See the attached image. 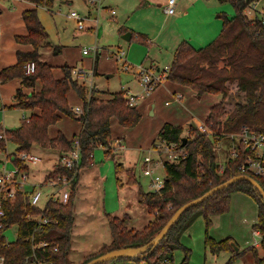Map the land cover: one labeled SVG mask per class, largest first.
<instances>
[{
    "label": "trees",
    "instance_id": "trees-1",
    "mask_svg": "<svg viewBox=\"0 0 264 264\" xmlns=\"http://www.w3.org/2000/svg\"><path fill=\"white\" fill-rule=\"evenodd\" d=\"M36 6L51 10L54 0H27ZM258 0H219L229 3L234 14L228 17L218 13L222 20L219 34L205 46L195 49L188 41H181L175 48L166 79L187 86L196 95L204 93L220 95V100L211 105L204 124L207 132H201L194 124L189 125L186 141L182 144L183 128L170 123H164L158 139L167 144H174L184 152L183 158L175 163L165 161L164 186L159 191L138 190V202L146 208L154 218L142 229L129 227V216L121 217L105 213L110 230L111 240L97 252L87 255L80 264L113 249L138 247L146 244L157 234L172 214L184 203L204 194L212 187L242 174L239 165L247 154L253 151L246 148L241 141L244 132L264 133V24L258 14L249 18L245 10ZM21 17L27 34L16 36V40L31 44L33 49L28 52L17 51L16 63L0 69V83L13 78H21L23 85L32 86L35 80L41 83V89L31 94H23L18 88L15 92V103L23 109L39 110L23 119L16 128H0V152L5 151L7 143L15 144V151H27L33 144L66 152L73 148L74 139H78L81 162L77 169L69 170L59 163L45 176V181L59 176L71 177L70 194L66 203L57 199H49L46 210L30 205L24 193L17 192L12 203L3 202L5 214L2 217L3 227L0 229V264H71L70 236L73 225V203L77 184L78 170L92 162V152L98 147H106L110 141V121L114 117L124 128L135 126L141 115L136 107L128 105L123 93H114L112 98L99 100L85 99V90L76 79L71 78V68L62 66L64 77L55 79L52 68L39 59L38 49L41 46H51L48 33L40 22L36 8L22 11ZM124 29L120 28V32ZM147 43L145 35L137 38ZM56 52L59 47L53 46ZM34 62L35 71L31 75L25 73L24 65ZM232 86V87H230ZM73 88L83 99V114L77 115L68 105L66 94ZM234 88V90H233ZM232 108H227V105ZM11 107V106H10ZM67 115L81 122V129L72 139H67L61 132L55 137L48 135V127L58 121L61 115ZM239 136L236 145L237 157L229 159L223 166L216 161L214 147L221 140ZM109 155L110 148L104 149ZM9 157L20 168L26 169L22 161L10 153ZM79 168V169H78ZM125 170L128 174L127 183H137L133 170L124 169L121 163H115V172ZM249 175V174H247ZM251 176V175H249ZM264 190V176H251ZM120 183V182H119ZM234 191L250 196L257 205L258 220L253 224V230L261 235V255L255 246H248L241 251H234L231 238L214 241L205 233V246L211 253L233 250L234 253L224 264H230L235 258L250 252L252 264H264V202L261 193L247 180H236L222 190H219L187 209L172 225L167 234L143 257H120L117 260H133L136 263L161 264L164 259L173 261V252L181 246L180 237L188 227L202 217L206 226L213 215L224 213L229 208L230 195ZM43 215L50 222L38 225L27 215ZM16 225L15 240L8 241L4 232ZM40 240L45 245H37ZM110 262V261H108ZM103 262L99 264H106ZM185 260L180 264H184Z\"/></svg>",
    "mask_w": 264,
    "mask_h": 264
},
{
    "label": "rangeland",
    "instance_id": "rangeland-1",
    "mask_svg": "<svg viewBox=\"0 0 264 264\" xmlns=\"http://www.w3.org/2000/svg\"><path fill=\"white\" fill-rule=\"evenodd\" d=\"M123 1V0H122ZM151 1V0H150ZM166 0H153L152 5H148L147 7H141L145 12H148V14L152 18V23H150L149 20L146 21V23H142L140 26L141 28H144L145 30H148V32L151 35H154L157 33V28L160 24L168 25L175 15L167 16L162 10V6ZM190 1V0H189ZM113 0H54L53 5L51 7V10H48L47 8H38L39 14L44 18L45 23L47 27L50 30V37H48L50 40L51 38L53 40H59V42H64L67 44V46L60 49V52H56L52 46L46 48L48 46H43L42 51L48 52L49 56H52L54 60H52V64H54V74L60 77L59 74H62L61 71V63H70L74 64L75 67L72 69L71 74L73 77H77L79 79L83 78L84 85L86 89H91V86H96L98 89H104L110 90L111 92H115L120 90L121 88H124L126 86L131 87L133 91H136L138 89V86L136 85L134 81V72L129 70V67L125 68V63L128 65H132L133 69H137L138 65L132 59H140L145 56L148 48H151V51L155 49V51H158V46L153 45L147 46V43L142 42L139 39H136L137 37H133V39L130 40V42H126L121 39L120 35L117 33L116 24L119 22L116 20V15H111L110 8L114 7ZM137 3H134L133 0H125L123 6L125 9L131 10L134 8V6ZM145 6V5H144ZM179 6V0H176V9L178 10ZM198 7V6H196ZM233 9V8H232ZM115 11V9H113ZM75 11L78 13L81 17H83V25L85 26L84 30L77 29V26L75 24V21L73 20V17L70 16V12ZM233 14H234V10ZM14 9H11L10 4L8 1L0 0V17L2 23L10 20V18L13 20V23L15 26H12V28H3L4 30V37L2 38V45L1 49L2 52L7 53L8 59L6 64L9 62H15L11 61L10 52L12 50L13 42L12 37L10 36L11 29L18 27L21 22V25L23 26V23L21 21V18L19 15L20 11L15 12ZM245 12L248 15L249 18H251L254 15V11L251 7H248ZM12 13V14H11ZM177 13V12H176ZM111 15V16H110ZM139 14L136 11H133L130 14V17L133 22H137V16ZM115 16V17H114ZM16 18L20 19L16 21ZM141 23L140 21H138ZM102 28L103 31L100 35H98V29ZM167 26H161L160 27V35L155 39L156 42L162 43L163 41V35L166 33ZM72 39L78 40L77 45H72L73 41ZM86 49L88 51L87 55L82 54V50ZM122 50L125 55L121 58H118V50ZM97 51H99L98 54ZM169 52V51H168ZM168 52L162 50V54L158 57V62L160 65V69H163L168 64ZM56 53V54H55ZM127 54L130 58L127 57ZM97 55V68H96V74L93 75L92 71L94 68V60ZM168 56V58H167ZM15 58V57H14ZM171 58V57H170ZM170 60V59H169ZM132 61V62H131ZM139 61V62H140ZM0 58V69L2 66L5 65ZM133 63V64H132ZM139 68V67H138ZM75 69H82L85 76L78 75L75 71ZM106 76H110L106 78ZM12 84L4 85L2 88H0V94L3 93L6 96L11 95L14 91L15 87L12 88V85H15V80L10 81ZM90 82H92V85L90 86ZM232 87V86H230ZM234 90V88H233ZM1 96V95H0ZM71 98L70 105L75 108L76 103L75 101L82 102L81 97L77 94V92L74 89H71L68 93V99ZM10 100V97L8 101ZM13 101V100H12ZM14 102L10 105H7L4 108L0 109V128H16L21 124V121L27 117L24 113L25 109L13 106ZM164 105V104H163ZM9 106V107H8ZM11 106V107H10ZM201 106H199L197 110H199ZM232 108V105L228 104L227 108ZM171 107L169 106H162L160 107L161 110L169 109ZM198 112V111H197ZM27 113V111H26ZM141 113V122H139L136 125L137 126L135 132L129 131L132 129V127H129L126 129L127 137L130 141V144L128 149H123L121 152H124V150H127L125 161L130 163V167L134 169V173L137 180V187H141L144 191H151L150 188V180L148 176H144L142 174V164H141V158L146 154H151V157L156 159L158 156L153 152L152 150V143L150 146L147 144V139L151 138V136L156 139L154 142L158 143L160 142L158 137H156L155 130L153 128L156 126V119H154V116H150V113H147L143 108L140 111ZM205 114V111L200 116L196 115L194 123L196 126L199 124H204V122H199L200 117ZM205 116V115H204ZM62 118L65 119L63 122L53 125L49 127V134H54L55 137L58 132H61V134L66 137L67 139H72L73 134L77 135L81 129L78 130V132L75 130L77 129L76 123H81L78 119L67 116L65 114L61 115ZM204 118V117H202ZM26 119V118H25ZM59 121V120H58ZM56 121V122H58ZM62 121V120H61ZM55 122V123H56ZM192 124V123H191ZM135 125V127H136ZM185 126V125H184ZM111 127L115 130L123 129L119 124H117L115 118L114 121H111ZM134 128V126H133ZM61 130V131H59ZM189 125L186 126V128L183 129L182 136L188 135ZM119 131V130H118ZM70 138H69V137ZM152 137V138H153ZM156 137V138H155ZM151 138V140H152ZM239 139V136H234L231 139H224L221 140L218 144L215 145V155H216V161L219 162V164H225L224 162H227L228 157L230 156V150L231 148L237 143V140ZM233 141V142H232ZM150 143V141H149ZM139 144L141 145V149L135 148V146ZM15 144L8 142L7 147L5 151L0 152V158L7 155V153H14L15 152ZM103 148L99 147L95 149L92 152L93 155V163H95V167H100L98 169L99 172H101V178L105 176L106 182L101 181L100 185V193H98V206L100 204L102 206V210L108 211L109 203L111 200V203L116 201V183L114 174L115 172V163L113 160L109 157H107L105 154H103ZM110 153L112 152V148H110ZM99 153L101 154H98ZM30 152L34 155H36L39 158L38 162L35 163H27L26 171L28 173V183L30 185L24 186V188H30L32 185L37 190L42 191V197L38 203V207L40 209H44L47 201L50 197V195L54 192V188L46 185L45 183V176L52 170L53 165L58 163L60 156H58V151L51 148L42 147L39 145L34 144ZM63 153V152H62ZM99 156V157H97ZM88 166L81 167L79 170L84 169ZM6 170H12L14 168L13 163L8 162L5 165ZM153 170V178L154 179H164L165 177V170L162 165L152 166ZM78 170V172H79ZM131 170V169H130ZM126 173V172H125ZM127 177L128 174L126 173ZM128 180V179H127ZM113 181V184L111 187H109V190L111 188L114 189V191L110 194L106 190H108L107 183ZM95 185V183H94ZM118 185V184H117ZM132 187V186H131ZM134 187V186H133ZM71 188V183H70ZM26 190V189H25ZM76 190V188H75ZM26 194L27 200H28V192H21ZM70 194V193H69ZM75 200V196H74ZM107 201V204L105 203ZM29 202V201H28ZM73 210H74V203H73ZM258 211H257V205L255 201L248 195H245L242 192L234 191L230 195L229 199V208L226 212L213 215L211 217V222L208 226H206L204 220L202 217L199 218V220H195L192 225L191 229H189V232L184 235V237L180 240L181 246L179 248H176L173 252V261L171 264H180L185 260L184 264H224L228 259V253H231V256L233 255L234 251H220L218 254H213L210 252L209 248L205 246L204 240H205V233L207 231L208 235L214 240L219 241L224 238H231V242H233L237 247L238 251H241L244 244V239L249 238L254 241V236L252 235L253 231V224H255L258 220ZM6 238L8 241L15 240L17 236V227L16 225L11 226L4 232ZM254 237V238H253ZM247 239V240H249ZM256 241L258 238H255ZM261 237H259V240ZM240 246V247H239ZM251 246V245H250ZM128 261V260H124ZM163 262V261H162ZM161 262V264H162ZM131 264H136L134 262H128ZM253 263V257L252 254L249 252V254L240 255L239 257L235 258L230 264H252Z\"/></svg>",
    "mask_w": 264,
    "mask_h": 264
},
{
    "label": "crops",
    "instance_id": "crops-1",
    "mask_svg": "<svg viewBox=\"0 0 264 264\" xmlns=\"http://www.w3.org/2000/svg\"><path fill=\"white\" fill-rule=\"evenodd\" d=\"M3 1H8V3L11 6V9H14L15 12L20 11L18 15L20 16V18H21L22 11L26 9H30V8H36L38 18L40 22L42 23L43 27L45 28V30L47 31L48 37H50V30L47 27L45 20H43L44 18H42V16L39 14V11H38V8H46V7L36 6L34 3L29 2L27 0H3ZM133 1L134 3H137V4L134 6V8H132L131 10H128V9H125L123 6L125 0L123 1L113 0L112 3L114 7H111L110 10L115 9L114 14L116 15V20L119 21L116 24V27H117L116 31L120 35L122 40L126 42H130V40L133 39V37H137V35L142 34V35H145L146 37L147 46L153 47V45L157 44L158 51H155V49L151 51V48H148L145 56L142 58L141 61L140 59H132L127 54L128 58L134 61L136 65H138V67H141L143 69H155V70L160 69L161 67L158 62V57L162 54V50H164V48L166 52L169 51L168 56L170 60L168 59V64H167V66H169L172 61L175 48L183 40L188 41L195 49L205 46L206 44L211 42L219 34L221 30L222 20L217 17V14L222 12V13H225L228 17L233 16L232 6L229 3H220L219 0H190V1L189 0H179L178 10L176 9V0H175L174 13L166 14L164 12V6L166 5L168 1L166 0L162 6L163 7L162 11L168 17L171 15H175V14H176V17H174V19H172L168 25L160 24L157 28V33L154 36V35H151L148 32V30L141 28L140 25L142 23H146L147 20H149L150 23H152L153 21H152L151 16L148 14V12H145L143 8H139V6L147 7L148 5H152L154 3L153 0L151 1L150 0H133ZM252 9L254 11V15L252 17L256 16V14L261 16L264 11V0H258L257 2H255L254 5L252 6ZM133 11H136L139 14L137 16V22H133L130 17V14ZM114 14H111V15H114ZM17 20H20V19L16 18V21ZM73 20L75 21L74 18ZM21 21L23 23L22 18H21ZM138 21H140L141 23H139ZM17 22H18V27L14 28L13 30L11 29V32H10V36L12 37L11 39L13 42L10 56L12 54L13 55L10 57V60L15 61V62H9L8 64H6L7 61L6 62L4 61L8 59V57L5 56L7 55V53L2 52V49H1L2 38L5 35L3 28L10 29L12 28V26H15V25L11 18L10 20L2 23L1 17H0V58L5 63V65L2 66L1 69L16 63V52L17 51L28 52L33 49L31 44L18 42L16 40V36H24L27 34L24 23L22 26L21 22L20 24H19V21ZM75 24H76V21H75ZM161 26H165V27L167 26L166 33L162 36L163 37L162 43L156 42L155 40L160 35ZM120 28L124 29V31L120 32ZM84 29H85V26L83 27V29H80V30H84ZM102 31L103 29L100 27L98 29V35H100ZM126 32H130L129 40L122 38L123 37L122 35H124ZM48 40L50 41V43H52V46L59 47V52H60V49L67 46V44H65L64 42H59V40H53L52 38L51 40L48 38ZM71 41H73L72 45L78 44V40L76 39H72ZM42 47L43 46H41L38 49V52L40 54L39 59L41 61L46 62L48 65L51 66L52 74L55 79H61L64 77L62 66H65V65L69 66L71 68V71L75 67L74 64H70L68 62L67 63L64 62V64L61 63L62 74H59L60 77L57 76L56 74H54L55 66L54 64L51 63L52 60H54L55 58L53 59L52 56H49L48 52L44 53L42 51V49L44 48ZM49 47L51 46H48L46 48H49ZM98 53L99 51H97L96 54ZM87 54L88 52L84 55H87ZM125 65L129 67V70L132 69V71L134 72L133 73L134 81L136 85L138 86V89L136 91H133L131 87L129 86L121 88L120 90L115 91V92H111L110 90L105 91L104 89H98L95 85L91 86L92 82H90L91 89H86L83 83L84 82L83 78L79 79L77 77H73L72 74H71V78L76 79L78 84L83 86L85 90L86 100L90 97L99 99V100H107V99L112 98L114 93H118V92L123 93V95H125L126 93L133 94L135 96L140 94L141 96L136 97L133 105L136 107L139 113L141 109L143 108L147 113H150V116H154V119H156V126L153 128V130H155L156 137L158 136V132L164 123H170L172 125H177L184 129L186 128V126L191 125V123L192 124L194 123L193 120L197 119L195 118L196 115L200 116L205 111V114H204L205 116L204 115L201 116L200 121H199V122H204L210 106L220 100V95L204 93L198 96L189 87L172 82L168 79H165L153 91L147 94H141L142 87L140 84V76L137 74V69L136 70L133 69L132 65H128L126 63ZM96 68H97V55L94 60V68L92 71L93 75L96 74ZM108 77L110 76H106V78ZM14 80H15V85L13 84L12 88L15 87V89L12 92V96H10L11 92L9 96L4 95L3 93L0 94L1 95L0 96V109L6 107L7 105L12 104L13 102L15 103L14 95L18 88L21 89L23 94H27V95L31 94L32 92H38L41 89V83L39 80H35L32 86H25L23 85L21 78H13L5 83H0V88H2L4 85L6 86L8 84H12L10 81H14ZM68 93L66 94V99H67V102L70 108L73 109L74 107L70 105L71 98L68 99ZM178 94L181 95L179 99L176 98ZM9 97H10V100L8 101ZM81 100L82 102H80V100H78V102L76 101L74 102L76 103L74 104L75 107L77 106L83 109L84 101L82 98ZM162 106H169L171 108L167 110L166 109L161 110L160 107ZM199 106L201 107L199 108V110H197L198 111L197 112L196 109ZM38 112L39 110L37 108L25 109L24 113L27 116L25 118H28L32 113H38ZM63 120L65 121L64 118L60 117L59 121L54 123L53 125L59 124L63 122ZM112 120L114 121V117L111 118V121ZM115 120L118 124V121L116 118ZM111 121H110V132H111L110 142L112 143V145H115L116 143L119 144V147H113L112 152L109 153V155L105 153L104 148L101 146H98L95 149L99 147L103 148V150L101 149L103 151V154L111 158L114 163H121L124 169H131L134 172V169L130 167V163L125 161V157H126L125 152L127 150H124V152H121V150L128 149L129 145H131L127 137L128 131L126 129L128 128L123 127L125 130L118 129L119 131L115 130L114 128L112 129ZM140 122H141V118H140ZM76 125L78 126H77V129L75 130V133L76 131L78 132V130L80 129L79 125H81V123L80 124L76 123ZM137 126L139 125H136V127L134 126V128L132 127V129H130L129 131L135 132ZM49 127L47 130L48 135L54 136L55 133L49 134L50 133ZM152 137L153 136H151V138ZM151 138L147 139L146 145L149 144L148 146H150L151 143L152 145L155 143L154 141L156 139H154L153 137L151 140ZM236 145L237 143L231 148L230 156L228 157V160L231 159V152L233 149H236ZM141 147L142 146L139 144L135 146V148H139V149H141ZM257 152L262 153L264 155V146L259 148ZM61 154L62 152H59L58 156H60ZM98 154H101V153H99L98 151ZM142 158H141V164H142ZM92 160H93V155H92ZM217 163L219 164V162ZM98 168L95 167V163H93L92 161L89 167L81 169L78 172L77 184H76V190H75L74 210H73L74 219H73V225L71 228L70 251L68 254V258L71 264H80L87 255L97 252L104 244H108L110 242L111 235H110V230H109V226L107 223L105 213H109L117 217H121L124 214H127L129 216V227L133 229H138V230L142 229L144 226L148 224L149 221H151L154 218V215L148 213L146 208L138 202V190L142 188L137 187V184L130 185L127 183L128 177L125 173V170L114 174L115 181H117L116 188H115L116 193H117L116 201L114 202V204L113 202L111 203V200L110 202H108L109 208L107 212L102 210L103 205L101 204L100 206L99 204L98 206V202H99L98 193H100L99 189H100L101 181H103V184H104L107 178L105 176L101 178V172H99L100 169ZM27 170H28V167H27ZM107 184H108L107 185L108 190L106 191L111 194L114 191V189L111 188L109 190V187L112 186L113 181H110ZM105 203L107 204V201H105ZM199 218L200 217H198L196 221L199 220ZM189 229H191V226L188 227L186 231L181 235L180 240L184 237L185 234L189 232ZM252 235L255 238L257 237L258 240L256 241L254 237H253L254 241L252 239L247 238L249 239L247 240L245 238L242 248L244 249L251 245V246H255L258 250H260L261 239L259 240V237H261V235L259 234L258 230H253ZM227 253H228V256L230 257L231 253L230 252H227ZM259 253L261 255L262 253L261 250L259 251ZM246 254H249V252H247ZM128 262L136 263L133 260H128V261L117 260V261H110L106 264H131ZM141 263L145 264V262H140V264Z\"/></svg>",
    "mask_w": 264,
    "mask_h": 264
},
{
    "label": "built area",
    "instance_id": "built-area-1",
    "mask_svg": "<svg viewBox=\"0 0 264 264\" xmlns=\"http://www.w3.org/2000/svg\"><path fill=\"white\" fill-rule=\"evenodd\" d=\"M175 9V0H168L166 5L164 6V12L166 14H173ZM111 14H114L115 11L113 9L110 10ZM70 16L73 17L76 21V26L78 29H83V17H81L75 11L70 12ZM261 22L264 24V11L260 16ZM83 54H86L88 51L84 49ZM118 58L123 57L124 53L122 50H118ZM128 66L125 65V68ZM25 73L27 75H31L35 71L34 62H28L24 65ZM169 70V66H165L163 69H143L141 67L137 68V74L140 76V84L142 87L141 94H147L153 91L159 84H161L165 79L167 72ZM76 73L80 76H85L82 69H75ZM141 96L138 94L137 96L133 94L126 93L124 95L125 100L128 105L133 106L136 97ZM181 95L178 94L176 98H180ZM73 112L77 115L83 114V109L80 107L73 108ZM198 130L201 132H207V126L205 124H199L197 126ZM1 136V135H0ZM242 144L253 151V155L247 154L245 159L239 165V171L242 174H249L251 176H264V155L262 153H258L257 150L264 146V133H247L241 136ZM119 147V144L112 145L109 141L106 148ZM153 152L158 156L156 159L151 157V154H146L142 158V174L144 176H148L150 179V188L151 191H159L164 186V179H154L153 178V168L152 166L162 165L165 161L169 163H175L179 161V159L183 158L184 152L182 149H177L174 144H167L163 141L158 143H154L152 146ZM10 154V153H9ZM7 153L6 156L1 157L0 159V229L3 227L2 217L5 214V210L3 208V202L8 201L12 203L16 198L17 192H28V201L30 205L38 207V203L42 197V191L39 189H35L33 185L30 188H24V186L30 185L28 183V173L26 169H20L9 157ZM238 153L236 149H233L231 152V158L237 157ZM14 157L23 162V164L27 163H35L39 161V158L27 151H15ZM11 162L14 165L12 170H6V163ZM81 162V154H80V146L78 139H74L73 148L70 150L63 152L60 155V159L58 163L69 169L75 170ZM70 183L71 177L68 176H59L55 179H50L45 184L54 188V192L50 195L49 199H57L61 203H66L69 193H70ZM26 189V190H25ZM48 199V200H49ZM39 208V207H38ZM46 210V206L44 209ZM26 218H33L37 221L38 225L48 223L50 220L43 216H31L27 215ZM37 245H45L44 240H40ZM1 263V260H0ZM37 264H51L47 262H38ZM144 264V263H141ZM162 264H171L169 259H164Z\"/></svg>",
    "mask_w": 264,
    "mask_h": 264
},
{
    "label": "water",
    "instance_id": "water-1",
    "mask_svg": "<svg viewBox=\"0 0 264 264\" xmlns=\"http://www.w3.org/2000/svg\"><path fill=\"white\" fill-rule=\"evenodd\" d=\"M122 36H123L122 38L129 40L130 32H126ZM181 141H182V144H184L186 141V136H182ZM240 179L249 181L261 193L262 198H263V202H264V190L260 187L258 182L253 177L246 175V174L236 175V176L231 177L228 180L212 187L211 189L206 191L201 196L194 198V199L184 203L183 205H181L172 214V216L167 220V222L164 224V226L161 228V230L157 234H155L150 239V241H148L146 244H144L142 246H138V247H124V248H119V249H113L111 251L105 252L101 255H98V256L90 259L89 261H87L84 264H99V263H103V262L112 261V260H114L116 258H120V257H135V256L143 257V256H145L149 251H151L153 249V247L156 244H158L161 241V239L167 234V232L172 227V225L179 219V217L187 209H189L190 207H192V206H194L200 202H203L204 200H206L208 197H210L215 192L224 189L225 187H227L228 185H230L234 181L240 180ZM231 245H232L234 251L238 250V247L234 243H231ZM148 247H150V250L148 252H143Z\"/></svg>",
    "mask_w": 264,
    "mask_h": 264
}]
</instances>
